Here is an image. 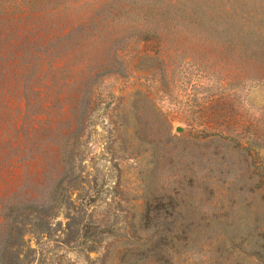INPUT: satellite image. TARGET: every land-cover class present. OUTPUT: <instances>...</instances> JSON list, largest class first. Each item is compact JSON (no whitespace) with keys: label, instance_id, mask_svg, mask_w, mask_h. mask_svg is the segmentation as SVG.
<instances>
[{"label":"rangeland","instance_id":"rangeland-1","mask_svg":"<svg viewBox=\"0 0 264 264\" xmlns=\"http://www.w3.org/2000/svg\"><path fill=\"white\" fill-rule=\"evenodd\" d=\"M54 37L55 83L76 80L63 102L44 117L36 92L20 119L14 89L0 117L4 135L37 128L25 152L0 154V253L22 224L28 264H264V0H0V88L11 45L18 68L33 66L22 80L44 81ZM88 74L84 130L67 135L59 109L73 117ZM76 135L86 187L71 197L91 229L75 235L59 198L46 240L32 207L50 204ZM39 153L41 178L22 165Z\"/></svg>","mask_w":264,"mask_h":264},{"label":"trees","instance_id":"trees-1","mask_svg":"<svg viewBox=\"0 0 264 264\" xmlns=\"http://www.w3.org/2000/svg\"><path fill=\"white\" fill-rule=\"evenodd\" d=\"M57 37L54 38H47L44 40V46L46 50L44 51L43 62H44V81L42 79L41 74L36 75V80L40 79V82L34 83H27L26 81L22 80V75L30 74L32 71V67L28 65L27 67H21L18 68L17 61L22 58V53H15L13 51V45L9 47L8 52L9 53H1L2 56L7 57V63L3 64V68L1 69V73H3L5 76L9 77V83L6 86H2L0 88V117H4L5 113H7V109L9 108V98L8 96L12 95L14 93V89H16V96H18L21 100L25 101L24 104V114L20 118L22 119L27 115V111H29L32 107L31 103V95H34L36 92H38L40 95L42 93V90H44V100L43 97H40L38 100L39 102H42L44 105H42V108L44 110V117L50 118L52 115L50 114V106L49 104L55 102L56 105L59 102H63V93L65 92V88L69 87L71 83H73L72 80H75V77H73L68 81H66L64 84L57 85L55 83V79H57L60 72L63 71L64 67L61 65V58L59 61L54 58L55 52L57 50V47L59 45V41L56 40ZM57 41V42H56ZM32 42V41H31ZM56 42V43H55ZM42 43L40 39H34L33 45H39ZM55 59V63L52 62ZM42 62V61H41ZM40 70H42V65L40 66ZM82 75V74H81ZM80 75V76H81ZM92 77L91 74L86 75L83 77L82 85L78 88L77 93L74 96V102H75V108L73 111V117L70 115L72 114V107L71 105H65L64 107H61L59 109L60 113L62 114V119L65 120H71L73 121V126L69 131H66L67 135H73L81 132L84 130V123L85 118L87 116L88 112V106H89V94H88V80ZM15 85H14V84ZM39 83V84H38ZM81 83V82H80ZM13 84V85H12ZM13 88V90H12ZM21 110H19V113ZM38 119H34V122ZM40 121V120H39ZM18 122H14L13 125V131L12 133H8L4 135V132L0 131V139L4 142L2 147H0V154L3 155L4 152L7 151V149H11L10 151H16L18 153H23L27 149L26 141L33 137V135L36 133L37 128L27 126L28 128H24L25 122L22 123L20 126L17 125ZM12 125V124H11ZM44 126L45 129L51 130L53 129V125L49 122H47L44 119ZM19 134V135H18ZM18 135L17 137L14 136ZM79 139V135H76V139L74 143H72L66 152H67V160L69 161V166L60 165L59 162L58 168L55 171V179L54 181H57L55 186H53L51 189H49V194L47 195V198L50 200V204L44 203V210L42 215L39 214L38 207L33 206L35 210V215H37V219L40 221V225H34V230L39 231L41 229V224L44 225V238L46 240L50 239L49 233H50V227H51V220L53 219V211L57 208L56 202L60 198V207L64 208L66 211L64 213V217L68 220V227L73 229L74 228V234L79 235L82 238H86L84 233H88L90 227V223L86 222L84 223V214H82L81 208L84 207V203L81 202V196L78 195V198L76 200H72L73 193L81 192V190H84L86 187V184H82L81 179H84L82 177L81 169L82 168V160L80 157H78V148H76V143ZM24 140V141H23ZM7 147V149H6ZM14 149V150H13ZM59 161H60V154ZM17 160L14 159L13 161H9L7 164L9 166L16 164ZM23 168H26L33 172L37 178H41L46 171V167L44 166V155L41 153L32 155L31 158L28 159V161L23 162ZM66 180H68L67 183H64ZM93 183V182H92ZM82 188H79L80 186ZM89 188V186L87 187ZM87 196L90 197L91 195L87 193ZM91 198V197H90ZM63 206V207H62ZM22 227V224L20 225ZM20 226H12L10 228V231L7 233L6 239H5V246L2 248V251L0 253V264H28L23 260H20V257L23 255L22 252L24 250H27L26 247L24 248L22 245V242L20 244L21 236H22V228ZM97 228H95L96 230ZM103 233V232H102ZM93 242V241H92ZM96 250L95 244L92 243L90 247L86 250L87 253L94 252ZM26 253V251H25ZM138 256V255H136ZM23 257V256H22ZM260 260V259H259Z\"/></svg>","mask_w":264,"mask_h":264}]
</instances>
